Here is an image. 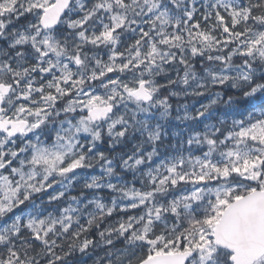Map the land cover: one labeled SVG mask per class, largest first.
<instances>
[{
    "label": "snow or ice",
    "instance_id": "1",
    "mask_svg": "<svg viewBox=\"0 0 264 264\" xmlns=\"http://www.w3.org/2000/svg\"><path fill=\"white\" fill-rule=\"evenodd\" d=\"M0 264H264V0H0Z\"/></svg>",
    "mask_w": 264,
    "mask_h": 264
}]
</instances>
